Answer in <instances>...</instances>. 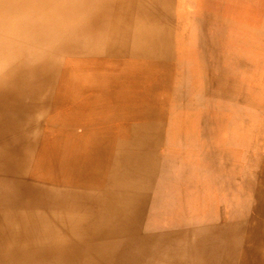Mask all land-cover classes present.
Segmentation results:
<instances>
[{"label":"bare ground","instance_id":"obj_1","mask_svg":"<svg viewBox=\"0 0 264 264\" xmlns=\"http://www.w3.org/2000/svg\"><path fill=\"white\" fill-rule=\"evenodd\" d=\"M174 2L85 0L80 26L38 45L13 44L0 27L1 56L35 52L15 68L0 60V264H264V132L255 130L251 197L246 213L231 204V232L145 244V230L160 227L158 214L145 219L151 192L174 208L175 184L151 183L166 104L180 96ZM60 3L0 0V25L5 4L47 16ZM229 80L226 68L209 70L214 95Z\"/></svg>","mask_w":264,"mask_h":264},{"label":"crops","instance_id":"obj_2","mask_svg":"<svg viewBox=\"0 0 264 264\" xmlns=\"http://www.w3.org/2000/svg\"><path fill=\"white\" fill-rule=\"evenodd\" d=\"M199 3L200 11L195 0L176 2L179 35L172 82L179 88L180 96L168 99L158 147L161 160L156 161L154 180H151L154 190L157 186L175 184L174 208L165 204L164 195L151 192L145 219L152 221L158 214L160 227L145 230L147 247L151 243L166 245L170 236L179 240L187 236L193 241L199 234L207 236L217 229L231 232L232 203L235 210L241 213L243 209L246 213V134L240 130L234 135L239 137L236 140L239 148L233 151L232 130L225 127L229 118H225L224 107L233 79H238V69L253 68L258 63L262 42L261 0H200ZM232 15L237 32L233 39H225L223 35L232 24ZM195 25L201 26L196 27L200 31L197 35ZM203 26L208 29L205 31ZM216 65L226 68L230 78L223 96L214 95L213 87L207 83L209 70ZM205 120L207 128L203 126ZM242 120L245 122L246 118L240 116L239 121Z\"/></svg>","mask_w":264,"mask_h":264},{"label":"rangeland","instance_id":"obj_3","mask_svg":"<svg viewBox=\"0 0 264 264\" xmlns=\"http://www.w3.org/2000/svg\"><path fill=\"white\" fill-rule=\"evenodd\" d=\"M174 1L175 2L173 4V11L176 15V11H175L176 2L178 0H174ZM195 2L197 3L198 9L200 11L201 10V8L199 7L200 0H195ZM232 12H234V2H233ZM196 27L199 29L201 26L199 25L194 26V34L197 35V33L200 31L197 30ZM207 27L208 26H203L205 31L208 29ZM236 32H237V25L235 24V18L233 16L232 24L226 27V30L223 36L225 37V39L226 38L233 39V36L236 35ZM261 37H262V42H261L260 52L258 51L257 65L255 66V63H254L255 58H254L253 68L250 66L251 64H249L250 67L248 68L238 69L239 70L237 71L238 79L237 80L235 78L233 79L234 82L232 83L230 97L228 100L225 101V107H224L225 118H229V120H227V124L225 125V127L227 128V130H232L231 140H232L233 151L235 150V147H238V143H236V140L239 139L238 136H234V135L235 134L238 135L240 130L243 134L244 133L246 134V139H247V142H246V151H247L246 152V165H247L246 207H247V200H250V197H251L250 192L248 193V185H250L252 183L251 181L253 180V178L252 180L251 178L248 179V167H249V162H250L249 153H251L253 150L252 146L251 145L249 146V141L251 140L250 133L253 136L251 130L252 131L255 130V136H257L258 132L260 135L262 133V136H263V132H264V0H261ZM1 54L3 53H0V60H2L4 64L6 62L10 63L8 67L15 68L16 64L19 61V58H18L19 55H21L22 58L23 57L28 58V56L32 58L33 55H35V52L33 53L31 51H27V49H23L21 52L17 51L13 53L15 54L14 57H11V56L5 57L3 55L1 56ZM66 57H67L66 52H63L60 55V60L61 61L63 60L64 62L66 61ZM233 68H235L234 65H233ZM244 103H246V105ZM249 113L251 115H249ZM244 114H246V116H244ZM240 116L243 118L244 117L246 118L245 122L243 120L242 122L239 121ZM117 138L120 140H129L128 137L121 136ZM130 138H133V137H130Z\"/></svg>","mask_w":264,"mask_h":264},{"label":"clouds","instance_id":"obj_4","mask_svg":"<svg viewBox=\"0 0 264 264\" xmlns=\"http://www.w3.org/2000/svg\"><path fill=\"white\" fill-rule=\"evenodd\" d=\"M57 14L45 16L37 6L19 7L5 4L0 27L9 41L20 45H38L53 29L68 30L80 26L87 15L85 0H62Z\"/></svg>","mask_w":264,"mask_h":264}]
</instances>
